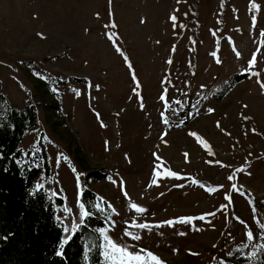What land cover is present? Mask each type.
<instances>
[{"label":"rangeland","instance_id":"obj_1","mask_svg":"<svg viewBox=\"0 0 264 264\" xmlns=\"http://www.w3.org/2000/svg\"><path fill=\"white\" fill-rule=\"evenodd\" d=\"M48 72L72 78L55 85ZM0 91L36 106L19 145L47 152L35 181L62 199V240L98 213L99 264L251 256L263 233L264 0H0Z\"/></svg>","mask_w":264,"mask_h":264},{"label":"trees","instance_id":"obj_2","mask_svg":"<svg viewBox=\"0 0 264 264\" xmlns=\"http://www.w3.org/2000/svg\"><path fill=\"white\" fill-rule=\"evenodd\" d=\"M47 74L55 85L72 78V75L62 78L54 72ZM75 78L85 81L82 77ZM43 106H52L53 111L59 107L57 101ZM36 123L33 102L25 99L14 106L0 91V264H99V237L94 227L102 226L103 220L98 213L85 215L84 223L73 230L71 239L67 237L65 243L61 239L62 221L55 215L62 199L36 184L40 170L43 179L49 173L47 152L42 145L25 151L19 145L26 131ZM81 199L91 208L94 193L83 188ZM260 218L263 233L259 234L251 256L243 257L242 250L236 249L233 258L218 260L217 264H264V213H260Z\"/></svg>","mask_w":264,"mask_h":264},{"label":"snow or ice","instance_id":"obj_3","mask_svg":"<svg viewBox=\"0 0 264 264\" xmlns=\"http://www.w3.org/2000/svg\"><path fill=\"white\" fill-rule=\"evenodd\" d=\"M172 19L173 20H175V17H172ZM125 59H127L126 57H125ZM170 62V61H169ZM130 66V65H129ZM77 94H79V93H77ZM133 207L135 208V207H137L136 205H133ZM140 211H144V209H140ZM203 217H201V219H202ZM191 221V218H181V222H185V223H187V222H190ZM168 223H171V222H168ZM138 227H140V228H146V227H148V225H145V224H140V225H138ZM127 234V233H126ZM249 235H251V233H249ZM67 239H71V237H68ZM134 239H139V237L138 236H136V237H134ZM67 242V240H65V243ZM112 247L113 248H115L118 252H127V249H126V247H121V246H119V245H117L115 242H113L112 243ZM143 251V250H142ZM127 255H128V257H131V258H133V259H135V260H139L140 259V256H139V254L138 253H127ZM148 256H151L152 257V259L153 260H156L157 258L155 257V256H153V254L152 253H148Z\"/></svg>","mask_w":264,"mask_h":264}]
</instances>
